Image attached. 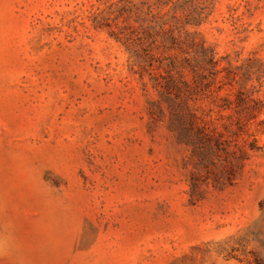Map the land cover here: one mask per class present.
<instances>
[{"label":"rangeland","instance_id":"rangeland-1","mask_svg":"<svg viewBox=\"0 0 264 264\" xmlns=\"http://www.w3.org/2000/svg\"><path fill=\"white\" fill-rule=\"evenodd\" d=\"M171 62L231 185L152 123ZM0 264H264V0H0Z\"/></svg>","mask_w":264,"mask_h":264},{"label":"trees","instance_id":"trees-1","mask_svg":"<svg viewBox=\"0 0 264 264\" xmlns=\"http://www.w3.org/2000/svg\"><path fill=\"white\" fill-rule=\"evenodd\" d=\"M148 54L144 48L133 51V56L139 60ZM202 56V62L215 65L213 55H209L204 49ZM174 67V63L171 62L164 73L152 74V87L158 96L148 102L152 123L163 122L173 133L177 143L187 146L194 155H198L205 168L217 169L218 173L214 176L215 185H231L235 175L243 171L249 158L246 148L238 145L235 140L244 124L239 120L236 123L237 130L230 131L227 126L224 130H219L205 121L190 103L192 96L197 93V79H194L192 84L181 75H174L172 73ZM142 69L145 72L147 70L145 67ZM191 69L197 74L195 67ZM249 150L256 151L259 148L252 143ZM191 188H197L196 183L193 182Z\"/></svg>","mask_w":264,"mask_h":264}]
</instances>
